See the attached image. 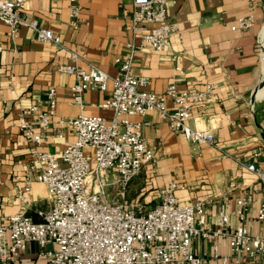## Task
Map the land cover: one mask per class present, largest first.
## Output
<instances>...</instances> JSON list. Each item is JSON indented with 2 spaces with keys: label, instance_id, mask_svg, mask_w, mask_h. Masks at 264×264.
<instances>
[{
  "label": "crops",
  "instance_id": "obj_1",
  "mask_svg": "<svg viewBox=\"0 0 264 264\" xmlns=\"http://www.w3.org/2000/svg\"><path fill=\"white\" fill-rule=\"evenodd\" d=\"M78 17L72 23L71 0H25L26 12L37 18L60 39L59 44L33 39V31L21 26L15 37L0 22V200L1 212L19 210L15 193L32 159L34 149L60 153L64 142L75 140L69 126L59 128V118L79 114L111 117L99 105L111 95L112 84L105 90L88 89L82 93V105L73 102L71 87L74 74L61 72L59 65L85 67L83 60L70 59L71 52L82 55L109 75L117 72L116 56L126 53V43L134 37L126 29L132 0H76ZM167 14L175 29L163 51L151 48L133 53L131 71L145 76L148 91L162 94L168 85L179 91H201L210 85V97L193 105L187 124L210 132L216 147L192 144L179 131L169 127L154 111L132 117L143 123L142 133L154 149V160L144 166L125 188V198L139 200L146 208L159 202V191L168 181L181 188L176 196L183 203L205 201V227L214 228L217 210L222 206L229 215L230 232L236 223L237 199L253 193L246 211L250 234L264 231V222L255 220L261 202L258 182L240 163L250 162L264 169V0H168ZM253 16L246 30H231L237 17ZM55 87V116L41 145L34 146L18 127L22 107L44 101ZM41 108H45L42 103ZM167 107L172 109L171 100ZM40 132L37 124L32 125ZM63 133L58 137V132ZM26 215L38 222L37 210L50 208L52 196L46 185L35 180L34 173ZM115 175L109 176L112 184ZM116 190L118 188L116 186ZM113 199V197H111ZM120 200V197H119ZM196 255L203 264H245L249 259L234 256L227 237L207 233L193 241ZM258 256L251 261H258ZM37 247L29 244L6 264H38ZM0 264H2L0 262ZM185 264V263H175Z\"/></svg>",
  "mask_w": 264,
  "mask_h": 264
},
{
  "label": "built area",
  "instance_id": "obj_2",
  "mask_svg": "<svg viewBox=\"0 0 264 264\" xmlns=\"http://www.w3.org/2000/svg\"><path fill=\"white\" fill-rule=\"evenodd\" d=\"M168 0H132L131 16L126 29L134 37L126 43V53L116 56L117 72L111 76L82 55L71 52L70 59L83 60L85 67L75 64L59 65L61 72L74 74L71 87L74 103L82 105V93L88 89L103 91L111 82V95L99 106L111 112V117L79 114L74 118H59V128L69 126L75 135L65 141L60 153L34 149L32 159L15 193L19 210L12 214L1 212L0 200V262L6 264L29 244L37 247L38 264H203L195 254L193 241L207 233L227 237V245L234 256L249 259L245 264H264V231L250 234L246 228V211L253 193H245L236 201V223L228 232L229 215L222 206L217 210L214 228L205 227V201L183 203L176 196L181 188L170 180L159 191V202L151 208L139 200L125 198L127 184L141 169L154 160V149L143 136L141 121L132 117L156 112L169 127L181 132L192 144L216 147L210 132L187 124L193 105L210 97L208 84L201 91H179L174 84L162 94L145 89L148 79L131 71L133 53L151 48L163 51L169 35L175 29L167 14ZM25 0H0V22L15 37L21 26L33 31V39L59 44L60 39L37 18L25 10ZM72 23L79 14L76 0L69 9ZM253 16L236 18L231 30H246ZM173 107H167V100ZM45 108H41V104ZM57 93L50 87L44 101L37 100L22 107L18 127L34 146L46 139L47 130L55 116ZM40 132L35 133L32 125ZM58 137L63 133L59 131ZM253 173L258 182L261 202L256 207L255 220L264 222V169L253 163H240ZM33 172L35 180L46 185L52 196L48 210H37L41 218L35 222L26 215ZM118 188V202L109 203V176ZM258 256L260 260L251 261Z\"/></svg>",
  "mask_w": 264,
  "mask_h": 264
},
{
  "label": "rangeland",
  "instance_id": "obj_3",
  "mask_svg": "<svg viewBox=\"0 0 264 264\" xmlns=\"http://www.w3.org/2000/svg\"><path fill=\"white\" fill-rule=\"evenodd\" d=\"M113 188H115V190H113L112 192L108 191V193H107V200L109 201V203L119 201V196L117 195L116 186H114ZM111 197H113V199Z\"/></svg>",
  "mask_w": 264,
  "mask_h": 264
}]
</instances>
